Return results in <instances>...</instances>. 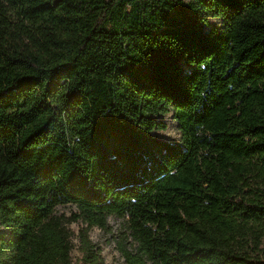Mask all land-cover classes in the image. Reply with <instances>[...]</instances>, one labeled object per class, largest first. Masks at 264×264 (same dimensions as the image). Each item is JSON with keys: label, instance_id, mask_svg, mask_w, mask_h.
<instances>
[{"label": "trees", "instance_id": "obj_1", "mask_svg": "<svg viewBox=\"0 0 264 264\" xmlns=\"http://www.w3.org/2000/svg\"><path fill=\"white\" fill-rule=\"evenodd\" d=\"M110 214L126 264H264V0H0V264H106Z\"/></svg>", "mask_w": 264, "mask_h": 264}, {"label": "rangeland", "instance_id": "obj_2", "mask_svg": "<svg viewBox=\"0 0 264 264\" xmlns=\"http://www.w3.org/2000/svg\"><path fill=\"white\" fill-rule=\"evenodd\" d=\"M213 24L222 25V18L214 17L211 18ZM185 71H190L191 66L185 64L181 61ZM159 118L166 122L167 128L165 130H157L154 134L159 137L166 139L171 142L182 143V130L179 127L178 121L173 117V112L166 114L165 116L159 115ZM77 211L74 204L66 203L60 204L55 207V214L63 216L64 224L73 232L71 236L73 249L71 255L73 257L77 256L76 246H77V232L78 223L72 220V214ZM126 218L110 214L107 216V228L101 229L99 227H92L89 230L90 240L101 247V255L106 264H126L124 258L118 251L117 241L121 238V232L124 230ZM246 240V239H245ZM127 244L132 247V242L130 238H127ZM253 244L250 239H247L246 248L252 250ZM264 246V245H262Z\"/></svg>", "mask_w": 264, "mask_h": 264}]
</instances>
